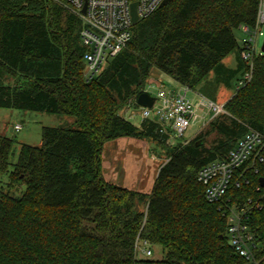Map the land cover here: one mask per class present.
<instances>
[{
	"label": "trees",
	"instance_id": "obj_1",
	"mask_svg": "<svg viewBox=\"0 0 264 264\" xmlns=\"http://www.w3.org/2000/svg\"><path fill=\"white\" fill-rule=\"evenodd\" d=\"M258 7L259 0H170L136 23L128 45L86 82L75 15L53 0H0V109L75 120L43 128L39 147H17L0 135V184L7 179L0 186V264H155L137 258L138 238L162 248L157 264H245L197 174L249 130L264 135V56L253 60L252 80L235 90L226 112L186 143L171 145L159 123L135 125L120 112L137 106L154 70L190 90L211 74L217 86L239 81L248 66L235 31L253 29ZM232 54L234 69L224 65ZM119 138L165 151L149 194L104 178L105 144ZM258 168L249 184L230 190L234 200L257 197L264 162ZM23 188L19 197L10 193ZM252 220L264 234V210Z\"/></svg>",
	"mask_w": 264,
	"mask_h": 264
},
{
	"label": "built area",
	"instance_id": "obj_2",
	"mask_svg": "<svg viewBox=\"0 0 264 264\" xmlns=\"http://www.w3.org/2000/svg\"><path fill=\"white\" fill-rule=\"evenodd\" d=\"M165 0H61L59 3L81 23L79 37L85 50L84 78L89 82L99 76L108 62L116 57L131 41L133 23L131 5L137 3L139 21L150 17L163 6ZM244 34L240 58L248 69L240 77L236 89L250 83L253 77V60L264 56L257 48L259 37H264V0H259L258 14L253 29L242 27ZM151 108H140L142 120L159 123L168 143L178 144L190 127L194 106L186 95H178L164 85L157 88ZM213 118L223 114L222 105L210 102ZM15 131L21 126L16 125ZM188 142V141H187ZM186 143V142H184ZM264 162V135L249 130L224 157L210 162L199 170L198 182L205 188L206 200L219 205L227 220V236L230 246L244 259L245 264H264V234L260 224H255L252 214L264 210V187L256 190L257 197L236 201L229 195L233 188L249 184V173H259L258 165ZM264 178V175L261 176ZM260 178V179H261ZM254 223V224H253ZM137 258L146 260L153 256L151 244L137 239Z\"/></svg>",
	"mask_w": 264,
	"mask_h": 264
},
{
	"label": "rangeland",
	"instance_id": "obj_3",
	"mask_svg": "<svg viewBox=\"0 0 264 264\" xmlns=\"http://www.w3.org/2000/svg\"><path fill=\"white\" fill-rule=\"evenodd\" d=\"M53 1L59 3L61 0ZM235 37L237 43L241 46L244 34L240 29L235 31ZM263 41L264 37L258 38V49L262 48ZM224 65L229 68H235V54L227 57L224 60ZM238 78L232 81L230 87L217 86L214 82V74H211L207 81L194 90L176 84L178 91L176 90L175 92L178 95H186V98L191 101L195 110L189 129L177 143L190 141L195 134L198 135L201 131L207 129L210 120L213 118L210 102L222 105L224 109L223 114L226 112L225 105L234 95L238 86ZM170 82L173 85L171 80ZM139 111L140 108L131 110L127 113L125 119L135 125H140L142 118L138 114ZM132 112L136 114L132 115ZM74 121V118L67 116L0 109V135H2L1 132H4L5 135L2 136L14 139L17 142V147L23 144L39 147L42 144L43 128L71 127ZM15 125H20L21 130L15 131ZM214 137L215 135H211L207 138V145L213 141ZM166 161L165 151L154 142L134 138H119L105 144L103 151V174L108 182L140 193L149 194L153 189L160 167ZM12 162H16V157L12 159ZM2 181L4 185L7 179L4 178ZM5 190L7 189L5 188ZM24 190V188L20 192L11 190L10 193L13 196L19 197ZM151 249L153 256L146 260L157 264L163 258L162 248L151 245Z\"/></svg>",
	"mask_w": 264,
	"mask_h": 264
},
{
	"label": "crops",
	"instance_id": "obj_4",
	"mask_svg": "<svg viewBox=\"0 0 264 264\" xmlns=\"http://www.w3.org/2000/svg\"><path fill=\"white\" fill-rule=\"evenodd\" d=\"M232 69H234V68H232ZM170 80L172 81L173 85L171 84ZM176 84H178V83L176 81H174L173 79H171L170 77H167L164 74L160 73L159 71L154 70L151 74V78L148 81V84H147V87H146L144 93H146L150 97L154 98V94H155L154 91L156 92L157 88L160 87L161 85H164L168 89L175 92L177 90ZM137 108H141V107L138 104H137V106H134V105L125 106L121 110L120 115L122 117L126 118L127 113H129L131 110H135ZM139 113H140V111L138 112V114ZM135 114L136 113L132 112V115H135ZM1 133H2V135H5L4 132H1ZM196 135L197 134H195L194 137Z\"/></svg>",
	"mask_w": 264,
	"mask_h": 264
},
{
	"label": "water",
	"instance_id": "obj_5",
	"mask_svg": "<svg viewBox=\"0 0 264 264\" xmlns=\"http://www.w3.org/2000/svg\"><path fill=\"white\" fill-rule=\"evenodd\" d=\"M170 0H165L163 2V6L166 5ZM136 7H137V3H133L131 5V9H132V18H133V23L136 24L139 22V18L136 12ZM262 51L264 52V41H263V45H262ZM155 99L150 97L148 94L143 93L142 95L139 96V98L137 99V104L142 107V108H151L154 104ZM203 143V140L199 141L197 143V145H200ZM260 185L261 187H264V178L260 179Z\"/></svg>",
	"mask_w": 264,
	"mask_h": 264
}]
</instances>
